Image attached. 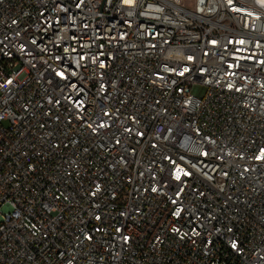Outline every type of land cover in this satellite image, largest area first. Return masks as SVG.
<instances>
[{
	"label": "built area",
	"instance_id": "1",
	"mask_svg": "<svg viewBox=\"0 0 264 264\" xmlns=\"http://www.w3.org/2000/svg\"><path fill=\"white\" fill-rule=\"evenodd\" d=\"M0 264H264V9L0 0Z\"/></svg>",
	"mask_w": 264,
	"mask_h": 264
},
{
	"label": "bare ground",
	"instance_id": "2",
	"mask_svg": "<svg viewBox=\"0 0 264 264\" xmlns=\"http://www.w3.org/2000/svg\"><path fill=\"white\" fill-rule=\"evenodd\" d=\"M245 2L252 3L261 9H264V0H243Z\"/></svg>",
	"mask_w": 264,
	"mask_h": 264
}]
</instances>
